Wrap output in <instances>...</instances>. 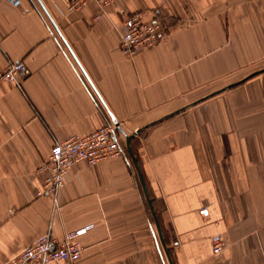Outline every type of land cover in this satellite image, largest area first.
Masks as SVG:
<instances>
[{
	"label": "crops",
	"instance_id": "obj_1",
	"mask_svg": "<svg viewBox=\"0 0 264 264\" xmlns=\"http://www.w3.org/2000/svg\"><path fill=\"white\" fill-rule=\"evenodd\" d=\"M67 1L41 0L62 40L38 0H0V70L28 71L0 83V264L83 228L78 259L56 264H170L118 130L123 157L36 195L52 144L113 124L108 112L140 130L130 145L173 264H264V0H115L97 22ZM134 12L164 34L128 58L114 25Z\"/></svg>",
	"mask_w": 264,
	"mask_h": 264
},
{
	"label": "built area",
	"instance_id": "obj_2",
	"mask_svg": "<svg viewBox=\"0 0 264 264\" xmlns=\"http://www.w3.org/2000/svg\"><path fill=\"white\" fill-rule=\"evenodd\" d=\"M13 7H19L21 0H4ZM87 4L96 8L94 21L102 17L109 18L108 10L115 5V0H68V10L76 11ZM144 12H134L122 16L114 28L118 34V46L121 54L133 58L136 54L154 48L164 34L162 22L158 18L146 20ZM28 75L23 62H10L0 70V83L8 82L19 86ZM116 127L103 125L92 132L74 134L63 140L55 141L50 149L48 159L39 166L37 172L42 175V185L37 196H54L64 184L66 173L78 163L95 165L99 162L121 158L125 150L114 139ZM85 228L68 233L63 241L52 239L49 234L38 236L25 246L5 264H56L74 262L81 254V246L74 237ZM226 247L225 241L216 236L212 251L221 252Z\"/></svg>",
	"mask_w": 264,
	"mask_h": 264
},
{
	"label": "water",
	"instance_id": "obj_3",
	"mask_svg": "<svg viewBox=\"0 0 264 264\" xmlns=\"http://www.w3.org/2000/svg\"><path fill=\"white\" fill-rule=\"evenodd\" d=\"M38 2H39V4H40V6L43 8V10H44V12L46 13V15L48 16V18L50 19V21L52 22V24L54 25V27H55V29H56L58 35L61 37L62 40H64L63 37H62V35H61V33H60V31H59V29L57 28L55 22L53 21V19L51 18V16H50L49 13L47 12V10L45 9V7H44V5L42 4L41 0H38ZM93 89H94V88H93ZM94 91H95V90H94ZM98 97H99V96H98ZM99 99H100V97H99ZM100 100H101V99H100ZM101 102H102V100H101ZM102 103H103V102H102ZM103 105H104V104H103ZM108 113H109V115H110V117H111V120L113 121V124H114L115 127H116V130H118L119 132H121V133L125 136V145H126L125 147H126V151H127L128 154L130 155V157H131V159H132V162H133V164H134V167H135V169H136V172H137V174H138V177H139V180H140V182H141V185H142V188H143V191H144V194H145V198H146V200H147V203H148V206H149V209H150V212H151V215H152V218H153V221H154V224H155L156 230H157V232H158V236H159L160 241H161V243H162V246H163V248H164V250H165V253H166V256H167V258H168V261H169L170 264H173V263H172V260H171V258H170L169 251H168V249H167V247H166V243H165L164 240H163V237H162V231H161L160 225H159V223H158V220H157V217H156V214H155L154 208H153V206H152V202H151L150 197H149V195H148V192H147V189H146V185H145V182H144V179H143L142 173H141V171H140V168H139V166H138V164H137V161H136V159H135V157H134V154H133V152H132L131 145H130V141H131V139L135 136V134L139 133L140 130H136L135 133H132V134H126V133L120 128L118 122L115 120V118L113 117L112 113H110V112H108Z\"/></svg>",
	"mask_w": 264,
	"mask_h": 264
}]
</instances>
